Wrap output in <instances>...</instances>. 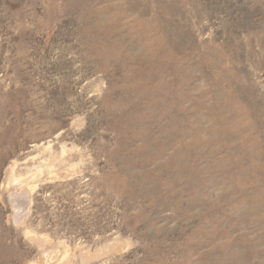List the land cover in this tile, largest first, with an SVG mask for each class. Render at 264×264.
<instances>
[{
	"label": "rangeland",
	"instance_id": "rangeland-1",
	"mask_svg": "<svg viewBox=\"0 0 264 264\" xmlns=\"http://www.w3.org/2000/svg\"><path fill=\"white\" fill-rule=\"evenodd\" d=\"M0 264H264V0H0Z\"/></svg>",
	"mask_w": 264,
	"mask_h": 264
}]
</instances>
